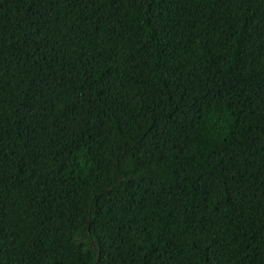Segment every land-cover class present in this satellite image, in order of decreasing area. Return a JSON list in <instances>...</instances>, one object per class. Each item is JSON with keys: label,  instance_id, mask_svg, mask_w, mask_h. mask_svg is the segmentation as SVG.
Segmentation results:
<instances>
[{"label": "trees", "instance_id": "16d2710c", "mask_svg": "<svg viewBox=\"0 0 264 264\" xmlns=\"http://www.w3.org/2000/svg\"><path fill=\"white\" fill-rule=\"evenodd\" d=\"M0 264H264V0H0Z\"/></svg>", "mask_w": 264, "mask_h": 264}]
</instances>
